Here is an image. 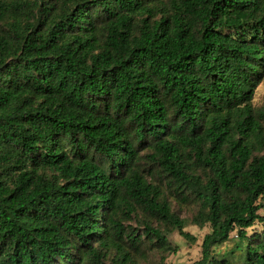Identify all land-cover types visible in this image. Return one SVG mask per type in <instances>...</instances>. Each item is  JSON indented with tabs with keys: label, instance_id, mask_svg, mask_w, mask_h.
<instances>
[{
	"label": "trees",
	"instance_id": "obj_1",
	"mask_svg": "<svg viewBox=\"0 0 264 264\" xmlns=\"http://www.w3.org/2000/svg\"><path fill=\"white\" fill-rule=\"evenodd\" d=\"M262 82L264 0H0V264H264Z\"/></svg>",
	"mask_w": 264,
	"mask_h": 264
},
{
	"label": "rangeland",
	"instance_id": "obj_2",
	"mask_svg": "<svg viewBox=\"0 0 264 264\" xmlns=\"http://www.w3.org/2000/svg\"><path fill=\"white\" fill-rule=\"evenodd\" d=\"M253 104L255 107L264 106V82L258 86L255 92ZM181 217L184 218L186 215L182 214ZM189 231L196 238V241L192 244H188L177 233L173 234L172 241L179 246V251L176 254L169 255L166 258L165 264H192L193 261L199 257L200 242L206 230L190 227ZM155 262L156 264H159L157 259H155Z\"/></svg>",
	"mask_w": 264,
	"mask_h": 264
}]
</instances>
